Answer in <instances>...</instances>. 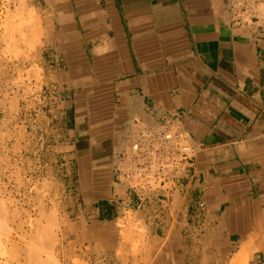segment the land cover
I'll return each instance as SVG.
<instances>
[{
	"label": "crops",
	"instance_id": "crops-1",
	"mask_svg": "<svg viewBox=\"0 0 264 264\" xmlns=\"http://www.w3.org/2000/svg\"><path fill=\"white\" fill-rule=\"evenodd\" d=\"M226 3L34 4L46 133L72 150L85 219L112 220L134 200L112 168L133 120L176 119L197 145L181 189L141 208L153 239L174 230L175 264H264V31L235 27Z\"/></svg>",
	"mask_w": 264,
	"mask_h": 264
},
{
	"label": "rangeland",
	"instance_id": "rangeland-1",
	"mask_svg": "<svg viewBox=\"0 0 264 264\" xmlns=\"http://www.w3.org/2000/svg\"><path fill=\"white\" fill-rule=\"evenodd\" d=\"M37 1L0 0V264H175L174 230L153 239L141 209L158 199L134 198L96 224L79 212L78 165L64 156L72 150L46 133L54 124L42 101Z\"/></svg>",
	"mask_w": 264,
	"mask_h": 264
},
{
	"label": "built area",
	"instance_id": "built-area-1",
	"mask_svg": "<svg viewBox=\"0 0 264 264\" xmlns=\"http://www.w3.org/2000/svg\"><path fill=\"white\" fill-rule=\"evenodd\" d=\"M226 8L235 27L264 31V0H227ZM197 152L191 134L180 121L133 120L114 159V176L139 204L155 197L166 201L183 186Z\"/></svg>",
	"mask_w": 264,
	"mask_h": 264
},
{
	"label": "bare ground",
	"instance_id": "bare-ground-1",
	"mask_svg": "<svg viewBox=\"0 0 264 264\" xmlns=\"http://www.w3.org/2000/svg\"><path fill=\"white\" fill-rule=\"evenodd\" d=\"M237 256V255H236ZM235 259H237V258H235Z\"/></svg>",
	"mask_w": 264,
	"mask_h": 264
}]
</instances>
